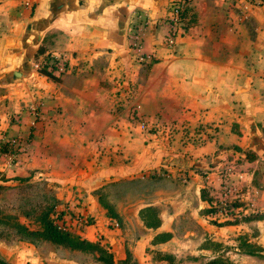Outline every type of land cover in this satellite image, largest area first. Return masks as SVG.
<instances>
[{
    "label": "crops",
    "instance_id": "0c3cea01",
    "mask_svg": "<svg viewBox=\"0 0 264 264\" xmlns=\"http://www.w3.org/2000/svg\"><path fill=\"white\" fill-rule=\"evenodd\" d=\"M169 1L0 0V143L20 149L11 159L0 150V184L46 182L65 224L114 260L127 251L142 264L149 250L173 255L177 227L208 214L201 187L231 159L238 208L253 213L219 226L236 231L229 241L198 248L264 264L237 244L246 234L264 253V0H191L167 46ZM130 29L141 31L145 62L134 59ZM47 54L65 58L62 73L32 65ZM146 207L157 223L143 222Z\"/></svg>",
    "mask_w": 264,
    "mask_h": 264
},
{
    "label": "rangeland",
    "instance_id": "374dc122",
    "mask_svg": "<svg viewBox=\"0 0 264 264\" xmlns=\"http://www.w3.org/2000/svg\"><path fill=\"white\" fill-rule=\"evenodd\" d=\"M228 178H231V176L229 175ZM203 188V192H205V197L208 201L217 198L221 201L223 200L221 197H213L211 190L206 187ZM52 196L51 188L42 180H35L29 183L24 182L19 185H3L0 187V257L12 264H102L96 260L95 253L93 252L71 249L42 238L31 239L23 237L16 231L13 226L15 219L23 222L29 228H37L39 226L37 216L41 210L46 208L47 204L53 203ZM238 199V196L229 198L228 205H223L217 200L215 203L209 202L208 208H210V212L206 216L186 217L184 225L177 227L183 231L173 233L172 260L181 264L202 263L208 259V254L198 248L202 240L218 237L229 241L234 237L235 230L224 231L223 228L219 229V226L229 223H239L247 219L249 214L253 213L249 209L241 213L242 209L238 208V206L242 202ZM55 205L56 203L54 202L50 215L54 216L55 212L62 210ZM23 213H28V215L25 217ZM61 220H63V216L57 219L58 222H61ZM66 220L64 218L63 222ZM208 220L212 226H215L214 231L207 230ZM246 239L249 240V236L246 234L239 235L237 244L248 242V244H254V246H246L245 248H259L253 241H246ZM210 242L216 250L222 248L221 246H217V241ZM230 244L227 242L225 246L228 247ZM149 251L151 256L143 259L142 264H167L165 259H158L156 254L154 256L153 250ZM126 254H128V258L123 264H140L127 251ZM255 254L264 257V253L260 254V252H255ZM216 255L221 256V252ZM222 257L231 260L225 255H222ZM123 258H115L114 261L118 263ZM147 261H150V263Z\"/></svg>",
    "mask_w": 264,
    "mask_h": 264
},
{
    "label": "built area",
    "instance_id": "2783aa9c",
    "mask_svg": "<svg viewBox=\"0 0 264 264\" xmlns=\"http://www.w3.org/2000/svg\"><path fill=\"white\" fill-rule=\"evenodd\" d=\"M190 2L191 0H170L167 4L163 15V22L166 25L163 37L165 45L171 46L174 38L184 31L186 27L185 11H187L186 8L189 6ZM128 33L130 38L129 46L134 50V59L138 62H145L148 58V54L144 53L140 48L141 31L130 29ZM32 65L39 72H41V67H45L53 74H59L65 70L66 63L65 58L60 55L47 54L41 58L35 59L32 62ZM29 109L33 115L37 114V107L34 104H30ZM130 118L135 121L136 125L141 130H146L149 127L147 122L144 121L141 118V115L137 112L136 105L131 107ZM19 150L18 142L14 139L8 140V147L4 152V156L11 159ZM232 164L231 159L225 160L220 166L214 168L211 176L212 178H206L210 181L203 183V187H206L213 192V197H221L223 199L222 201L218 198L210 199V203H215L217 200L223 205H228L229 198L238 196L237 187L228 181V177L232 172ZM213 179L215 180L214 182L212 181ZM74 218L81 224L87 223V217L85 215L74 214Z\"/></svg>",
    "mask_w": 264,
    "mask_h": 264
},
{
    "label": "trees",
    "instance_id": "16d2710c",
    "mask_svg": "<svg viewBox=\"0 0 264 264\" xmlns=\"http://www.w3.org/2000/svg\"><path fill=\"white\" fill-rule=\"evenodd\" d=\"M40 71L50 76H55L50 70L46 69L45 67H41ZM8 147V141H3L0 143V150L5 152ZM3 185L0 184V187ZM204 188L201 187V195L205 196ZM52 202H56L55 198L52 196ZM101 203L106 207V212L110 216H114L115 214L112 211V208L109 204L105 203L102 199L100 200ZM53 203L47 204L46 208L41 210L40 214H38L37 219L39 221V226L37 228H29L23 222L15 219L13 222V226L15 227L16 231L21 234L23 237L27 238H42L45 240H49L55 244H61L71 249H78L81 251H89L95 253L96 260L100 261L102 264H123V262L128 258V254L122 260H119L116 263L113 259L112 252L103 244L99 243L97 240H90L84 236H82L79 232L75 230L70 224H65L63 220L58 222L57 219H60L63 215L62 210L55 212V215H50V211L53 209ZM145 210V213L143 211ZM141 219L147 225L157 223L156 218H151L154 214L151 207H146L141 211ZM207 212H210V208L207 209ZM26 217L28 213H23ZM1 220V219H0ZM90 221L87 217V222ZM166 235L167 234H158ZM243 243V246H242ZM239 244V249L243 250L246 253L255 254L259 248H245L246 246L253 245L248 244V242H242ZM158 259H165L167 264H181L176 263L172 260V255L166 252H156ZM0 264H12L11 262L7 261L0 257ZM45 264H61V263H45ZM197 264H241L229 259H225L222 256H212L205 260L202 263Z\"/></svg>",
    "mask_w": 264,
    "mask_h": 264
}]
</instances>
